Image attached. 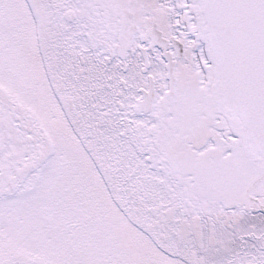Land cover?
<instances>
[{"label": "snow or ice", "instance_id": "snow-or-ice-1", "mask_svg": "<svg viewBox=\"0 0 264 264\" xmlns=\"http://www.w3.org/2000/svg\"><path fill=\"white\" fill-rule=\"evenodd\" d=\"M0 264H264V0H0Z\"/></svg>", "mask_w": 264, "mask_h": 264}]
</instances>
